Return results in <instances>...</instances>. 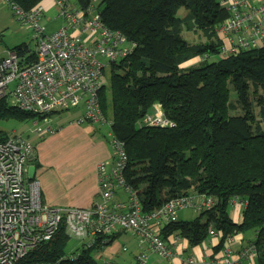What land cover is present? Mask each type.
Wrapping results in <instances>:
<instances>
[{"label":"trees","instance_id":"trees-1","mask_svg":"<svg viewBox=\"0 0 264 264\" xmlns=\"http://www.w3.org/2000/svg\"><path fill=\"white\" fill-rule=\"evenodd\" d=\"M41 1L8 0L25 12ZM74 1L78 10L94 2ZM94 8L106 28L135 44L128 55L111 62L109 95L101 89L98 98L101 120L109 126L107 141L110 134L122 143L123 177L141 212L188 194L209 196L210 208L191 220L167 223L158 230L161 238L177 233L197 245L212 230L221 235L220 249L235 233L253 231L256 264H264V44L223 54L218 29L229 12L220 0H99ZM180 8L186 9L184 16ZM183 29L200 30L206 39L191 43L181 35ZM12 49L36 57L26 43ZM231 92L239 113H230L235 110ZM154 104L171 125L144 123ZM42 115L0 99V122L34 121ZM6 135L0 130V137ZM236 199L245 202L240 223L229 216ZM117 234H97L95 244L81 242L68 254L69 235L60 225L52 239L16 264H106L92 250Z\"/></svg>","mask_w":264,"mask_h":264},{"label":"built area","instance_id":"built-area-1","mask_svg":"<svg viewBox=\"0 0 264 264\" xmlns=\"http://www.w3.org/2000/svg\"><path fill=\"white\" fill-rule=\"evenodd\" d=\"M55 3L63 24L48 34L39 25L41 5L25 12L10 3L17 18L35 32L36 57L28 59L29 54L20 55L13 49L0 53V99L37 114L62 112L84 103L74 122H98L103 119L98 95L106 69L112 61L128 55L135 44L119 31L106 28L94 7L78 10L68 0ZM220 3L229 12L218 29L224 42L223 54L260 48L264 44V0ZM143 121L150 125L172 124L161 109L146 115ZM108 135L112 163L97 165L98 198L88 207L43 202L38 180L27 177V162L34 154L32 142L15 133L0 137V264H16L39 244L52 239L60 225L69 236L88 246L95 244L97 234L130 231L159 256L167 257L169 250L158 230L178 219L180 209L188 207L199 212L211 207V197L188 194L143 214L123 177L126 154L122 143ZM118 190L126 193L127 204L113 202ZM208 234L215 235L216 231L209 230ZM222 253L221 258L208 264H237L255 257L253 244L242 249L236 259L231 257L229 247L224 246ZM136 260L137 264H148L144 253ZM182 264L202 263L189 257Z\"/></svg>","mask_w":264,"mask_h":264},{"label":"crops","instance_id":"crops-1","mask_svg":"<svg viewBox=\"0 0 264 264\" xmlns=\"http://www.w3.org/2000/svg\"><path fill=\"white\" fill-rule=\"evenodd\" d=\"M55 1L42 0L40 5L42 7L41 18L47 15L58 20L59 24L55 28L57 30L63 20ZM186 13L185 8L178 10L180 16H184ZM195 31L188 30L192 34ZM159 108L158 104H154L152 112ZM62 116L61 114L57 117L56 128L44 125L42 132L30 131V134L27 135L28 140L34 146V154L32 159L27 162V169L31 165L35 168L33 178L39 182L43 202L55 206L88 207L98 198L97 164L102 161L107 162L108 165L112 163L111 148L99 128L91 127L95 123L69 122V119L76 116L65 118ZM125 195V192L118 190L113 202L127 204L128 197ZM244 206L245 202L239 199L230 204L229 216L234 222H241ZM187 208L180 209L178 213H182L184 217L193 215L195 218L198 215L197 210L193 213L186 211L190 210ZM178 219L184 218L178 214ZM191 219L193 218L184 220ZM121 231L124 230H118L117 233L119 234ZM124 232L128 233L129 231ZM130 234L131 239L135 241L133 243L135 264H137L136 257L141 253H144L149 264H182L183 260L189 257L202 264H208L214 258L222 257L224 246L229 247L231 257L236 259L238 253L252 244L255 239L253 231L235 233L228 240H224L221 248L217 249L221 238L217 231L215 235L208 234L197 245H190L186 239L173 233L164 239L169 255L162 258L158 257L157 253L155 254L147 244L140 242L135 234L132 232ZM122 251H127V248L124 246ZM237 264H256V260L255 257L247 258Z\"/></svg>","mask_w":264,"mask_h":264},{"label":"rangeland","instance_id":"rangeland-1","mask_svg":"<svg viewBox=\"0 0 264 264\" xmlns=\"http://www.w3.org/2000/svg\"><path fill=\"white\" fill-rule=\"evenodd\" d=\"M98 2L99 0H94L92 7H95V5ZM70 3L72 5H75L74 0H70ZM58 24H59L58 20L52 17L50 18L47 15L39 20V25L41 27L43 26L46 33H52L56 31L55 28L58 26ZM181 35L183 36V38L190 41L191 43L202 42L206 39L204 33L201 32L200 30H196L195 33L192 34V32H188L187 29H183ZM34 37H35V32L32 29V27L28 23H24L17 18L10 3L7 0H0V53H7L9 49H12L14 48V46L22 43H26L31 50L36 51V42ZM219 56L220 54L211 57V59L213 58L217 59ZM211 59H208V61H211ZM110 70L111 67L106 69L104 86L101 88L102 90H105L108 95H109L110 75L113 71L111 70L110 72ZM230 100L233 102V105L235 106L234 108L235 110H230V113L231 114L239 113L241 110L237 108L236 103L234 102L235 97L232 92L230 94ZM83 108H84V103H80L79 105L66 109L62 112H52V113L44 114L42 115L41 118L36 119L34 121L33 120L18 121L14 119H8L0 122V130L7 132L9 134L15 133L16 135H20L28 139L27 135L30 134V131L32 132L36 131L38 127L42 128V126L44 125L51 126V128H56L57 117L59 115L62 114L63 115L62 118L72 117V116L77 117L82 112ZM255 110L256 111L258 110V105L255 106ZM111 117H112L111 112H109L106 115V119L110 121ZM107 125L108 123H104L102 120H100L91 127L99 128L103 136L107 138V131H108ZM187 209H190V210H186L188 212H193V213L196 212L195 209H191V208H187ZM178 211H177V215L179 214L184 219L194 218L193 215L184 217V215H182V213H178ZM124 231L119 232V234H117L112 239L111 242L103 245L101 248L99 249L93 248L92 255L99 256L101 262L107 264H135V257H134L135 250L133 249V243H135V241L131 239L130 231L128 233ZM81 242H82L81 240L69 236V240L65 247L66 252L70 254L75 249V247ZM124 246L127 248V251H122V248ZM156 255L158 257H161L158 254Z\"/></svg>","mask_w":264,"mask_h":264},{"label":"water","instance_id":"water-1","mask_svg":"<svg viewBox=\"0 0 264 264\" xmlns=\"http://www.w3.org/2000/svg\"><path fill=\"white\" fill-rule=\"evenodd\" d=\"M35 173V168L33 165L29 166L28 169H27V176L29 179H31L33 177Z\"/></svg>","mask_w":264,"mask_h":264},{"label":"bare ground","instance_id":"bare-ground-1","mask_svg":"<svg viewBox=\"0 0 264 264\" xmlns=\"http://www.w3.org/2000/svg\"><path fill=\"white\" fill-rule=\"evenodd\" d=\"M61 27V26H60ZM160 107V106H159ZM159 109H161V108H159Z\"/></svg>","mask_w":264,"mask_h":264}]
</instances>
